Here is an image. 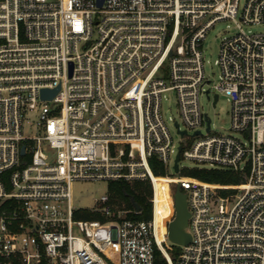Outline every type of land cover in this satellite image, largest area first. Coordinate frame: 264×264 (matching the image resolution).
<instances>
[{
	"label": "built area",
	"instance_id": "2783aa9c",
	"mask_svg": "<svg viewBox=\"0 0 264 264\" xmlns=\"http://www.w3.org/2000/svg\"><path fill=\"white\" fill-rule=\"evenodd\" d=\"M227 19L238 31L207 86L203 42ZM260 23L264 0L242 11L240 0H0V264H155L156 250L168 264H264V33L243 28ZM170 92L179 119L163 113ZM203 94L215 106L228 97L239 137L213 130ZM178 154L177 171L154 173L153 157L167 170ZM182 158L244 181L190 176ZM165 177L173 211L163 230ZM75 180L147 181L152 217H136L135 199L113 202L109 188L88 209L96 217L80 219ZM176 188L187 195V246L168 237Z\"/></svg>",
	"mask_w": 264,
	"mask_h": 264
},
{
	"label": "rangeland",
	"instance_id": "374dc122",
	"mask_svg": "<svg viewBox=\"0 0 264 264\" xmlns=\"http://www.w3.org/2000/svg\"><path fill=\"white\" fill-rule=\"evenodd\" d=\"M246 0H240V11H242ZM243 28L246 31L250 32H263L264 33V23L260 24H248L243 25ZM238 31L237 23L234 20H220L218 21L210 30L203 42V53L205 60V71L206 76L210 78L212 81L207 86H213L218 83L220 80L221 69L219 65L216 63V60L220 54V47L223 39L226 36H230L235 34ZM201 104L204 108V111L207 112L212 119L213 130L223 133V134H231L239 137L240 134L231 129V102L227 96L221 95V98L218 104L215 106L213 101L209 100L206 94L201 96ZM163 113L165 117L168 119L170 116L175 119H179V107L177 102V96L174 92H170L167 94V97L163 101ZM172 133L176 139L179 141V135L177 134V130L171 124ZM30 128L27 126L25 130ZM178 143V142H177ZM176 153L173 154L175 158ZM181 166L184 168V172L188 174L195 168H207L208 166L205 163H201L192 159L182 158ZM208 169V168H207ZM166 174H173L175 169L173 168V163L171 162L170 167L166 170ZM231 171V170H230ZM234 172V171H232ZM110 188V195L112 197L113 202L120 205L126 200L119 198L115 195ZM108 183L105 181H90V180H75L73 183V195L74 201L80 208H84L85 212H89L88 209L95 208L97 205L96 199L102 195L103 193H108L109 191ZM83 210V209H82ZM87 210V211H86ZM79 212L77 217L80 219H88L91 216L87 215L89 213ZM114 221L108 220L103 223L101 233L103 237L107 236L106 229L109 228ZM75 234L83 235L81 229L76 226L74 229Z\"/></svg>",
	"mask_w": 264,
	"mask_h": 264
},
{
	"label": "trees",
	"instance_id": "16d2710c",
	"mask_svg": "<svg viewBox=\"0 0 264 264\" xmlns=\"http://www.w3.org/2000/svg\"><path fill=\"white\" fill-rule=\"evenodd\" d=\"M151 164L156 175H166L165 168L160 165L159 160L156 157H153L151 159ZM188 174L201 180L214 183L240 184L244 181V177L239 173L224 169L195 168ZM110 186L113 193L119 198L126 200L129 204H131L132 199H135V201L142 207L141 213L139 215H136L137 218L149 219L152 217V204L149 201V196L152 193V186L149 182L141 180H137L134 182L118 181L111 183ZM163 194L169 198V202L166 204L162 217L164 230L165 220L171 216L173 211V201L170 195L168 182L163 184ZM81 211L82 213L88 212L87 210V212H85L84 209L80 210L79 212ZM88 213L89 214L87 215L91 216V218L96 217L90 212ZM180 250V246L174 244L172 245V249L170 251L175 261ZM155 264H168L167 259L160 250H156Z\"/></svg>",
	"mask_w": 264,
	"mask_h": 264
},
{
	"label": "water",
	"instance_id": "95a60500",
	"mask_svg": "<svg viewBox=\"0 0 264 264\" xmlns=\"http://www.w3.org/2000/svg\"><path fill=\"white\" fill-rule=\"evenodd\" d=\"M104 0H97L99 7L103 5ZM59 87L56 89H42L41 97L44 99H51L57 93ZM210 124V119L208 120ZM180 155L176 157L175 170H178V161ZM133 203L136 209H141V206L133 200ZM174 205H175V217L170 221L168 227V237L174 243L181 246H187L191 240V234L186 230L188 226V221L190 217V211L188 209L187 195L185 192L181 191L179 188H176L174 191Z\"/></svg>",
	"mask_w": 264,
	"mask_h": 264
},
{
	"label": "bare ground",
	"instance_id": "6f19581e",
	"mask_svg": "<svg viewBox=\"0 0 264 264\" xmlns=\"http://www.w3.org/2000/svg\"><path fill=\"white\" fill-rule=\"evenodd\" d=\"M168 178H157L156 179V186H157V193H158V204H157V219L159 226L162 227L163 229V222H162V217H163V212L166 207V204L169 202V198L163 194V184L168 182ZM163 231V230H162ZM162 232L159 234V239H162Z\"/></svg>",
	"mask_w": 264,
	"mask_h": 264
}]
</instances>
